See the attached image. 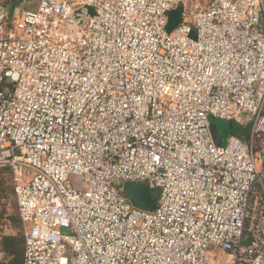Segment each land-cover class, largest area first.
<instances>
[{
  "label": "built area",
  "instance_id": "1",
  "mask_svg": "<svg viewBox=\"0 0 264 264\" xmlns=\"http://www.w3.org/2000/svg\"><path fill=\"white\" fill-rule=\"evenodd\" d=\"M0 167L22 264H264V0H0Z\"/></svg>",
  "mask_w": 264,
  "mask_h": 264
},
{
  "label": "rangeland",
  "instance_id": "2",
  "mask_svg": "<svg viewBox=\"0 0 264 264\" xmlns=\"http://www.w3.org/2000/svg\"><path fill=\"white\" fill-rule=\"evenodd\" d=\"M189 1L192 2L193 0ZM215 121L216 117H209V126L211 124L210 130H214L216 134H220L221 132L219 131L218 125L215 123ZM230 122L233 124L232 121ZM229 134L230 133L226 134L222 146L226 145V138ZM211 136L213 138L212 132ZM69 181L73 186L82 184L81 177H76L73 175H70ZM3 235H18V237H23L22 225L20 224L16 211V203L13 194L12 175L10 170L6 167H0V238ZM216 249V246L211 244L208 248V257L212 263L221 264L223 255L218 254L216 252ZM7 261L8 258H6L3 254V257L0 259V264H6Z\"/></svg>",
  "mask_w": 264,
  "mask_h": 264
},
{
  "label": "water",
  "instance_id": "3",
  "mask_svg": "<svg viewBox=\"0 0 264 264\" xmlns=\"http://www.w3.org/2000/svg\"><path fill=\"white\" fill-rule=\"evenodd\" d=\"M88 12L94 14L92 7H86ZM181 6L169 11L166 30H173L181 19ZM211 121V120H210ZM220 134L210 130L213 135V141L217 146L223 145V140L227 133H232L233 124L230 121H224L216 118ZM211 127V124L209 128ZM226 131V132H225ZM119 192L132 205L145 210L152 211L157 206L158 193L154 187H151L146 181H125L119 186Z\"/></svg>",
  "mask_w": 264,
  "mask_h": 264
},
{
  "label": "trees",
  "instance_id": "4",
  "mask_svg": "<svg viewBox=\"0 0 264 264\" xmlns=\"http://www.w3.org/2000/svg\"><path fill=\"white\" fill-rule=\"evenodd\" d=\"M232 133L245 138L247 136V129L234 124ZM0 251L8 258L6 264H22L23 237H18V235H3L0 238Z\"/></svg>",
  "mask_w": 264,
  "mask_h": 264
},
{
  "label": "crops",
  "instance_id": "5",
  "mask_svg": "<svg viewBox=\"0 0 264 264\" xmlns=\"http://www.w3.org/2000/svg\"><path fill=\"white\" fill-rule=\"evenodd\" d=\"M232 122H233V121H232ZM234 124L237 125L236 123L233 122V126H234ZM233 129H234V128H233ZM233 129H232V132H233ZM23 247H24V240H23ZM3 254H4V253H3L2 251H0V259L3 257ZM4 256H5V255H4Z\"/></svg>",
  "mask_w": 264,
  "mask_h": 264
}]
</instances>
